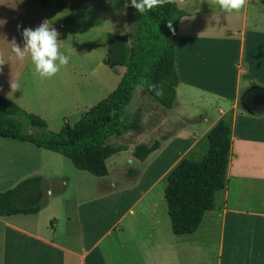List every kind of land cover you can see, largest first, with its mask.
I'll use <instances>...</instances> for the list:
<instances>
[{
    "label": "crops",
    "instance_id": "0c3cea01",
    "mask_svg": "<svg viewBox=\"0 0 264 264\" xmlns=\"http://www.w3.org/2000/svg\"><path fill=\"white\" fill-rule=\"evenodd\" d=\"M172 1L186 13L175 43L176 103L167 111L154 107L147 121L149 145L160 140L161 148L142 162L129 145L107 161L105 177L34 144L36 149L2 155L1 167L9 170L0 191L42 176L48 203L36 214L0 217V264H264V0H247L238 14L222 11L214 0ZM124 4L0 0V95L48 127L80 120L127 70L131 43ZM44 20L58 31L60 50L71 59L55 76L41 79L30 56L13 58L11 43L23 48V29ZM12 81L19 90L11 89ZM141 92L147 96L143 87ZM219 122L230 129L226 186L215 192L197 231L175 235L165 181L182 160L205 158L208 135ZM117 177L130 184L119 186ZM116 249L123 253L120 263Z\"/></svg>",
    "mask_w": 264,
    "mask_h": 264
},
{
    "label": "trees",
    "instance_id": "16d2710c",
    "mask_svg": "<svg viewBox=\"0 0 264 264\" xmlns=\"http://www.w3.org/2000/svg\"><path fill=\"white\" fill-rule=\"evenodd\" d=\"M127 70L108 97L83 114L71 126L66 124L58 133L48 129L46 121L29 113L14 101L0 95V137L28 142L68 158L73 166L96 177L108 175L107 161L125 152L129 144H116L127 132L143 129L139 116H132L128 107L136 89L141 86L147 95L166 109L176 103L179 76L175 62V43L180 21L186 15L171 0L143 14L130 6ZM172 20L173 31L167 27ZM153 85L156 88H153ZM162 89V94L157 92ZM21 120L44 129L41 136L25 134ZM210 149L201 162L182 160L168 175L165 200L175 235L192 234L199 228L206 212L214 206V194L226 186L228 154L231 146L230 129L219 122L209 133ZM162 142L139 144L134 158L144 162L161 148ZM135 176L137 171L132 172ZM48 203L47 187L42 176L20 182L0 193V217L36 214Z\"/></svg>",
    "mask_w": 264,
    "mask_h": 264
},
{
    "label": "clouds",
    "instance_id": "9594fccd",
    "mask_svg": "<svg viewBox=\"0 0 264 264\" xmlns=\"http://www.w3.org/2000/svg\"><path fill=\"white\" fill-rule=\"evenodd\" d=\"M171 0H130V6L140 14L145 11H151L154 8L162 7L170 3ZM220 9L224 12L231 13L235 11L237 14L244 8L247 0H214ZM129 6V0H125V9ZM21 26L18 25V29ZM167 27L175 34L172 20H168ZM24 47L21 48L15 41L11 43V51L14 59L23 62L30 56L34 65V74L41 79L51 78L55 76L62 67H66L71 57L61 52L58 31L51 27L48 20H44L35 29L24 28L22 31ZM5 64L3 56L0 55V66ZM10 87L13 91L19 90V84L11 82ZM153 88H156L153 85ZM162 94V89L157 95Z\"/></svg>",
    "mask_w": 264,
    "mask_h": 264
},
{
    "label": "rangeland",
    "instance_id": "374dc122",
    "mask_svg": "<svg viewBox=\"0 0 264 264\" xmlns=\"http://www.w3.org/2000/svg\"><path fill=\"white\" fill-rule=\"evenodd\" d=\"M129 16V14H128ZM129 31V29H128ZM110 92V91H109ZM107 96V95H105ZM101 98H105V97H101ZM99 100L101 99H97V101L95 102H99ZM163 107L158 101H156L154 98H152L151 96L149 95H143L142 92H141V86H139L137 89H136V92L134 94V97H133V100L131 102V104L129 105L128 107V111L130 114H132V116H139L140 115V111L142 110L141 114H142V127L143 129L139 132H127V134L122 138V139H116L114 140L113 142L116 143V144H120V143H127L129 144L130 146H136L138 143L139 144H147L149 145L151 143V137L148 136V119L150 118V114L152 113L154 107ZM144 107V109H143ZM165 108V107H163ZM165 110L167 111V109L165 108ZM79 119H77L75 122L69 124L71 126H74L77 122H78ZM21 123L23 125V132L25 134H32L36 137L38 136H41L44 132V129H40V128H35V127H32L30 126L27 121L25 120H21ZM62 124L61 122H52L50 123V126L48 127V129L52 132H55V133H58L62 130L63 127H61ZM161 137L160 133H158V137ZM153 138V136H152ZM16 141V142H15ZM16 143H20V144H16ZM16 145H19V146H16ZM32 144H28V143H22V142H17V140H12V139H5V138H2L0 137V158L2 155H8V154H11L14 153V152H22L25 150V148H28L30 147ZM22 147V148H21ZM33 147V149H36L35 146H31ZM64 156L62 155V157L60 156L59 158L61 159V161H64L65 159L63 158ZM63 159V160H62ZM67 161V160H65ZM139 163V162H137ZM139 164H136V167L139 168L140 166H138ZM2 163L0 162V178L2 176H4L5 174L7 175L8 174V170L7 169L8 167H5V168H2ZM7 166V164H6ZM111 163H110V167H111ZM132 177V175H130ZM119 184V186L123 187L125 186L126 184H130V183H127L126 182V179H124L123 177H117V180H116ZM167 181H165V184ZM161 186H164L163 184H161ZM3 190V189H1ZM158 190V189H157ZM2 192V191H0ZM116 255H117V258H119V262H121V260H123V253L121 252V250H117L116 249ZM196 264H199V263H196Z\"/></svg>",
    "mask_w": 264,
    "mask_h": 264
}]
</instances>
